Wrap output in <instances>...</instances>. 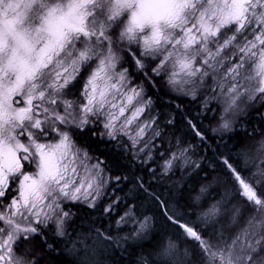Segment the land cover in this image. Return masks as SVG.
<instances>
[{"label":"snow or ice","instance_id":"6c2138e0","mask_svg":"<svg viewBox=\"0 0 264 264\" xmlns=\"http://www.w3.org/2000/svg\"><path fill=\"white\" fill-rule=\"evenodd\" d=\"M0 264H264V0H0Z\"/></svg>","mask_w":264,"mask_h":264},{"label":"trees","instance_id":"16d2710c","mask_svg":"<svg viewBox=\"0 0 264 264\" xmlns=\"http://www.w3.org/2000/svg\"><path fill=\"white\" fill-rule=\"evenodd\" d=\"M217 115H219V111L217 110ZM207 123V122H206ZM255 124H256V121L255 120H253V126H255ZM101 151H103V149H101Z\"/></svg>","mask_w":264,"mask_h":264}]
</instances>
